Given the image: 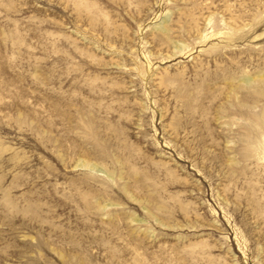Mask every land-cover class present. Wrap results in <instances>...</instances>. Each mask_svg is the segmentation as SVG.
Returning <instances> with one entry per match:
<instances>
[{
	"label": "rangeland",
	"instance_id": "obj_1",
	"mask_svg": "<svg viewBox=\"0 0 264 264\" xmlns=\"http://www.w3.org/2000/svg\"><path fill=\"white\" fill-rule=\"evenodd\" d=\"M0 264H264V0H0Z\"/></svg>",
	"mask_w": 264,
	"mask_h": 264
}]
</instances>
